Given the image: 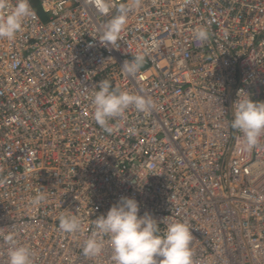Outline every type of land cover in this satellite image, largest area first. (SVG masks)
Wrapping results in <instances>:
<instances>
[{
  "label": "built area",
  "instance_id": "built-area-1",
  "mask_svg": "<svg viewBox=\"0 0 264 264\" xmlns=\"http://www.w3.org/2000/svg\"><path fill=\"white\" fill-rule=\"evenodd\" d=\"M110 2L102 15L94 0H30L22 30L0 39V264L8 236L34 264H114L108 236L97 256L83 248L122 196L162 232L188 223L193 264H264V137L245 151L231 127L238 93L264 101V0H141L117 48L99 41L102 25L132 0ZM145 50L139 73L125 74ZM105 79L156 109L130 107L106 132L92 104ZM61 215L82 230H61Z\"/></svg>",
  "mask_w": 264,
  "mask_h": 264
},
{
  "label": "clouds",
  "instance_id": "clouds-1",
  "mask_svg": "<svg viewBox=\"0 0 264 264\" xmlns=\"http://www.w3.org/2000/svg\"><path fill=\"white\" fill-rule=\"evenodd\" d=\"M98 12H109L110 0H94ZM141 6V0H132L131 4H122L117 14L102 25L101 37L104 46L116 47L117 41L127 24L128 14ZM8 0H0V39L12 40L22 30L26 17L31 15L30 0H17L11 7ZM195 37L198 43L209 39V31L200 28ZM150 53L147 50L135 54L131 61H125L122 69L128 76L135 77L146 62ZM233 104L234 119L231 127L242 133V147L251 151L264 137V101H255L238 93ZM94 120L108 133L113 131L110 121L123 118L127 109L134 107L139 113H150L156 109L151 97L115 88L105 79L99 82V90L92 98ZM130 133L132 129L128 130ZM46 200L43 192H38L30 201L32 206H39ZM160 221L151 214H140L139 202L134 197L122 196L106 214H101L94 221L95 230L85 241L83 252L86 256L99 255L104 247L99 235L109 237L114 264H193V233L186 222H173L161 231ZM59 227L66 233L82 230V221L76 215H61ZM11 242L8 264H34L36 253L27 246L17 245L14 238L6 237Z\"/></svg>",
  "mask_w": 264,
  "mask_h": 264
},
{
  "label": "trees",
  "instance_id": "trees-1",
  "mask_svg": "<svg viewBox=\"0 0 264 264\" xmlns=\"http://www.w3.org/2000/svg\"><path fill=\"white\" fill-rule=\"evenodd\" d=\"M38 9V8H37ZM39 10V9H38Z\"/></svg>",
  "mask_w": 264,
  "mask_h": 264
}]
</instances>
